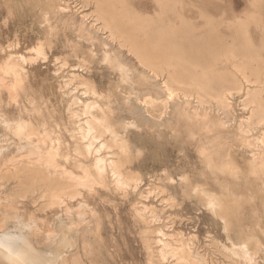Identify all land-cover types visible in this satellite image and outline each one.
I'll return each instance as SVG.
<instances>
[{
    "label": "rangeland",
    "instance_id": "374dc122",
    "mask_svg": "<svg viewBox=\"0 0 264 264\" xmlns=\"http://www.w3.org/2000/svg\"><path fill=\"white\" fill-rule=\"evenodd\" d=\"M52 1L55 4V9L51 11L41 5L39 0H0V51L2 50V53H0V63L2 67L1 65L0 67L4 71L1 68L0 69L8 75V77H6L7 75L5 76V73L0 71L1 77L5 76L4 79L7 83L15 81L14 75H11V73L8 74L4 69L7 66L6 61H11L10 56L13 57V55H15L14 58H20L21 56L26 57V59L30 58L27 60L29 64L23 62L22 65V61H20L21 65L19 66L22 69L24 68L23 71H26L23 72L22 69H19L20 73L23 72L22 75L25 78V83L27 81L26 84L24 83V86L26 87L27 85V88H24L29 97L28 95L26 96V93H21L19 99L22 98L20 100L18 99L16 103L12 98L10 99L12 96L10 93L8 94L7 90L3 89L0 93L1 102L3 101L0 109V119L2 118L3 120H0V149L6 150L4 153L7 154V156H12L16 154L17 151L18 153H26V151H19V149H17L19 146H17V144L20 143V141H18L19 139L17 140V136H15L13 132L11 133V131L6 130L7 128L3 124L4 119L5 121L8 120L11 122L22 120L33 123L36 121L33 123L36 124L40 121L39 119L42 121L46 118L45 120L53 126L52 128L54 130L57 129V133L59 131L61 132L58 134L59 137H61L62 145H65L64 147L66 148L68 147L67 149L70 147V153L68 152L69 150L63 148V153L68 154L69 157V160L63 158L65 161H62L63 167L70 170L73 169L75 174L79 175L81 172L79 173V170L74 169L73 164H70L71 167L68 165L70 162L73 163L76 160V156L74 155V152H72V149L74 148H72V146L74 145L75 140L70 133L74 128L73 121L75 118L71 112L79 111L77 106L71 108V100L73 99L72 97H75L73 95H76V97L80 99H84L85 97L83 96H86L83 94L85 93V87L80 85L78 77L84 76V78L93 79L96 85H98L100 92L106 93L111 89V83H116L119 80V76L113 75L111 76L112 79L110 78L111 73L108 69L109 64L104 60V54L107 48L103 47V42L108 40L107 42L112 47V40L108 38V35L104 31L98 30V25H96L93 16L94 9L92 5L85 7L82 0ZM154 1L155 0H123V5L125 3L124 7L129 11L133 10L132 12H140L141 16L155 17L157 16L155 14H158L160 8L157 6L158 2ZM180 2H183V4ZM179 3L181 4L182 9L179 6L180 4L177 5L176 15L178 19L177 17L175 18L176 15L174 16L175 13L173 14L172 11L168 12L166 18L168 17L173 21L180 23L182 16L186 23L194 26L197 25L196 27L199 29H204V26L210 21L208 25L210 29H208L209 27L207 26L205 28L207 30L205 31H210L215 28V25H217V28L213 29L214 31L211 30L208 32L211 33V35L208 36V39L205 38L208 43L210 42V47L208 48L209 45L207 46L208 51H217L221 55V58H223L225 57L224 55H226L224 47L228 46L227 48L229 50H235V48H238L236 49L238 51V54L236 51V55H240L241 57L244 55L242 53L244 47L250 41L251 44L253 43L252 45H254V47H259L257 50L261 49L262 45L260 44L263 43L264 36L261 30L254 26L256 22H253L250 16H259L260 18H257V23L260 21L264 22V4L262 6L260 4L258 7V4L254 3V0H180ZM262 3H264V0ZM250 18L252 22H250ZM239 21H241V24ZM246 23L247 25L250 23L251 25H249L251 27H247ZM236 24L243 25L246 28L243 27L244 30H238L235 28L237 29L235 31L233 30V25ZM231 26L233 29H231ZM247 28L249 29L247 30ZM217 29L219 30V33L216 31ZM240 31L242 32L243 37L241 36ZM244 31H246L245 35L248 32L246 35L247 38H245ZM235 32L237 34H234ZM213 34L216 39L213 38ZM261 34L263 36L262 40ZM232 35H235L237 40ZM238 36H240L239 39ZM248 36L251 38L250 41ZM217 37L221 39H217ZM229 38L234 42L228 40ZM241 38L242 40H244L243 38H245V40L248 39V41L244 40L246 43L245 45L243 42H240ZM212 39H214V41ZM224 39H226V42ZM214 42L216 43V46L212 49V45L215 44ZM218 42L220 44H218ZM238 42L240 46L238 45L236 47ZM221 43L224 45L222 44V46H220ZM229 45L232 46V48ZM115 46L118 49L117 43L113 44V47ZM187 47H190L189 51ZM192 47H197V45L189 46L187 43L183 46L185 51L190 52L187 53L189 54V57L192 53L191 50L199 49L198 47L194 49ZM218 48L219 50L221 48V51L224 54L219 51ZM38 49L40 51H38ZM76 52L78 57L75 55ZM205 52L206 51H204V53ZM204 53H192V56L194 54L193 57L195 58H192V56L189 58L188 55L186 58L188 57L190 60H205L206 62H210L209 60L214 61L218 56V58H220L218 53L210 54L212 58L210 55ZM214 54L218 55L216 56ZM261 55L264 56V52H262ZM124 56L127 60L132 59L130 54ZM200 56H202V58H200ZM8 57L10 61L6 60ZM205 61L202 62L206 63ZM254 63L255 66H259V63ZM4 64L6 65L5 67L3 66ZM261 65H263V63H261ZM90 69L92 70L91 72ZM248 72L249 71L246 72V76L248 78L249 75L248 80H250L251 83L249 84L246 79H242L243 76H240L239 74L238 78L240 77L239 81L241 82V87L239 89L242 90L232 89L225 93L227 103L225 108L221 106L215 98H206L205 100L203 98L202 100L201 95L197 92V94H195V92L184 93L179 89L178 91L175 89V92L169 91V93L168 89L163 85V79H157V86L152 89L151 87L144 86L143 88V86L137 85L139 89L142 87L140 89L142 93L139 89H135L137 92L136 94L135 90L133 91L127 87L125 97L129 98V100L132 101L131 104L137 107V109H139L138 111L148 120L147 123L141 122L137 115H132L121 110H117L115 113V116L120 117L125 125L123 137H126V140L128 139L127 142L129 141L128 143L131 150L130 154L128 153L131 158L129 159L130 161L129 165L127 164V167L132 170L133 175H136L135 177H138L137 180L141 179L138 180L139 182L137 181L139 186L136 183H133L131 186L133 188L135 187L134 189L130 186V188L128 187L123 190L119 188L118 190L112 175L108 174L106 175L108 186H100L101 189L99 186V188L94 186L91 189L92 191H88V189L82 190L83 198L80 197L82 199L79 198L78 201H74L71 204V207L73 208L70 213L73 217V223L71 220L72 225L76 222L78 223L75 224L73 228H75L76 231H79V240L77 241V245L73 247L74 249L70 247L72 250H69L70 248H68L61 250V252H63V254L65 253L67 256L78 255L84 264L85 262L86 264H89V262H91L90 264H160V262L161 264H185L180 261L177 262V260L172 259V257H169L164 261L159 260L156 253L160 250L162 243L164 242L178 246L180 245L178 241L185 240L190 241L187 242L189 243V247L191 246L193 249L196 248V252H198V254L200 253V255L202 254L201 257L205 259L206 263L222 264L223 262H226V259L224 260V256L221 254L219 248L222 245L231 247L229 236L234 242L237 241L236 236L234 232L228 235L224 231L223 223L219 218L213 216L212 212L207 210V208L200 201L198 202L196 198L192 200V195L195 197V194H193L194 188L198 190H208L213 198L224 197L229 201L242 203V207L238 214V222L240 225L244 224L246 228L249 227V230L256 223L260 224L258 229L260 234H258V238L261 242L262 250L259 254L260 259L257 260V264H264V235L262 234L264 233V165H262L264 164V143L262 142L264 121H261L259 124L258 121L256 122L255 120L256 117L251 113L253 112L252 110H254V106L249 103L247 94L250 90L259 89V86L255 84L256 80L254 79L256 78L251 75V72ZM73 73L74 75H72ZM26 76H28V79ZM31 78L33 80H31ZM137 80L138 77H136V80L134 79L135 82ZM62 85H64V87ZM74 85L75 89H78L75 93H73L75 90ZM162 91L164 93H162ZM179 91L181 92L180 94ZM160 92L161 94H159ZM138 93L140 94L138 95ZM31 98L35 100H32ZM43 99L46 101H43ZM158 100L160 101L158 102ZM151 102H154L155 104ZM33 103L36 106L38 105L37 107L39 110L42 108L41 111L44 113H38L34 109ZM43 103L47 105L44 106ZM4 104L6 108L4 107ZM8 104L10 107H8ZM151 107H162L164 109L161 118L156 121L153 120L149 113H147V109H151ZM69 108L71 109L67 111ZM77 108L78 110H76ZM32 110H34V112ZM49 113H51L50 116ZM204 113H206L207 116ZM38 115L42 117L39 118ZM67 117H73L74 119L72 118V122L70 123V119L68 118L67 120ZM47 118H50L52 121ZM56 119H59L60 122ZM128 123H135L136 127H127L126 125ZM56 124L60 125V127L58 125V127H56ZM63 127L65 130L67 129V132H65ZM4 131H6V133ZM58 134L55 136H58ZM62 137L64 139H62ZM68 139L73 144L70 143ZM67 144L69 146H67ZM15 147L17 148L15 149ZM260 155L262 159L260 158L257 160L258 164L253 165L256 163L255 158ZM252 156L254 160L252 159ZM111 183L114 184L111 185ZM12 186L13 185H8L7 187H4L2 192L8 191ZM112 187L113 189H111ZM182 189L184 190L183 193ZM94 190L98 193L96 191L94 192ZM124 190L125 192L123 194ZM89 193L93 196L89 197ZM186 194L189 195L188 197L190 198H188ZM92 197L95 198L93 199ZM84 199L86 202L83 201ZM188 199L190 201H188ZM25 201L18 205L20 211L25 215H27L29 211H35L37 217L43 218V220L48 219V222L45 221L44 225L47 227L43 226L44 229H50L51 227L52 231L55 233L56 230L59 229L60 220L55 219V212H58V215L61 216L60 218L66 223L71 219L70 215V219H67L68 217L63 210H60V212L58 211L59 209L51 211L50 209H47L48 211H41L40 209L44 204L45 199L35 197L34 200ZM203 206L204 208H202ZM78 207H80V210H78ZM72 210L75 211L73 212ZM135 210L137 211L135 212ZM79 213L81 216L83 215L81 221H78ZM139 213H141L142 216L139 215ZM75 216H78V219H75ZM68 222L71 224L70 221ZM7 223L4 227L0 228V231H5L9 226L8 229L12 231L13 234H19L18 232L13 231L14 229L12 228L11 221H8ZM80 225L82 226L80 227ZM82 229L85 230L82 231ZM93 231L95 232L93 233ZM153 234H155V236ZM90 236H92V238ZM55 237V245L58 247L60 246L59 244L61 241L59 234L58 237ZM163 238L165 239L163 240ZM194 238L197 242H195L196 240ZM161 239L162 241H159ZM84 241L85 243L90 244L88 245L89 249L84 247ZM93 242L96 245H94ZM213 242L215 245H213ZM82 252H84V255L86 253V257ZM205 255H207V257H205ZM226 264L229 263L226 262Z\"/></svg>",
    "mask_w": 264,
    "mask_h": 264
},
{
    "label": "bare ground",
    "instance_id": "6f19581e",
    "mask_svg": "<svg viewBox=\"0 0 264 264\" xmlns=\"http://www.w3.org/2000/svg\"><path fill=\"white\" fill-rule=\"evenodd\" d=\"M179 1L180 0H155L154 2H158L157 6L160 8L159 9L160 11L158 12V14H155L157 16L150 17V16H145V15L141 16L140 12H139L140 13L139 14L137 12H132L133 10L129 11L126 7H124L125 3L123 5V0H82V3L85 5V7L92 5V7L94 9V15L93 16L95 18L94 20H95L96 25H98V30L104 31L108 35V38L112 40V47L107 42L108 40L103 42V47L107 48V49L105 48L106 51L104 54L105 55L104 60H105V62H107V64H109L108 69L111 73L110 78L113 75H117V76H119V80L116 83H111V85H112L111 89L108 92L103 93V92H100V90L98 89V85H96V83L93 81V79L84 78V76L78 77L80 85L82 87H85V93H83L84 91L82 93L85 94L86 96H83V97H85L84 99H80V98H77L76 95H73L75 97H72L73 99L71 100V102H72L71 108L73 106H77L79 108V111L74 110L75 112H73V111L71 112V114L73 113V117L76 119L75 120L72 117L74 119V121H73L74 128L70 132L72 137L75 140L74 145L73 146L71 145V146H72V148L74 147L72 149V152H74V155L76 156V160H75V162L72 161L73 163L70 162L68 165L70 166V164H73L74 169L79 170V173L81 172V174H79V175L75 174V171L73 169L70 170L68 168L63 167L62 161L65 162L63 160V158H67L69 160L68 154L63 153L64 152L63 148H66V147H64L65 145H62L61 137H59V134H58L60 132L59 129H58L59 132L57 133V129L54 130L52 128L53 126H51V124L45 120L46 118L45 119L43 118L44 120H42V121H41V119H39L40 121L36 124H33L36 121L33 123L22 121V120L11 122L8 120L5 121V119H4L3 124L7 128L6 130L11 131V133L13 132L14 135L17 136V140L19 139L18 141H20V143L17 144V146L19 145L18 148L15 147V149L17 148V149H19V151H26V153H18V151H17V153L15 152L16 154H14L12 156H9V155L7 156V154L4 153L6 150L0 149V228L4 227L8 221H11L12 228L14 229L13 231H16L19 233V234H13L12 231H10L8 229L9 226L7 227V229L5 231H0V264H84L82 262V259L78 255L67 256L65 253L63 254V252H61V250H63V249L65 250V249H68L70 247H72V248L75 247L77 245V241L79 240L78 235H80V233H79V231H76L75 228H73L75 226V224H78V223L74 222L75 224L72 225L73 217L70 215V213H71V209L73 207H71L72 206L71 204L74 201H78V199L80 197H82V193H83L82 190L88 189V191H89L94 186H97V187L98 186L99 187L104 186L105 187V185H107L106 175H108V174L112 175L114 183L117 186L118 190H119V188H121L122 190L126 189L128 187L130 188V186L133 183L137 184V181L141 180V179L137 180L138 177H135L136 175H133L132 170L127 167V164L129 165V161H130L129 159L131 158L129 156L130 151H131L129 143H128L129 141L127 142L128 139L126 140L125 139L126 137L125 138L123 137V131L125 132L124 122L121 121L120 117L115 116L116 111L121 110V111H124V112L132 114V115H134V114L137 115V117L141 120V122L147 123V121H148L143 116V114L138 111L139 109H137V107H135L133 104H131L132 101H130L129 98L125 97L126 96L125 93H127L126 92L127 87H129L133 91L135 89L136 90L139 89V87H137V85L143 86V88H144V86L151 87V89H152V88H156L157 79H163L162 80L164 82L163 85L165 86V88L168 89V92L169 91L175 92V89L177 91L179 89L184 93L195 92V94L198 93L199 95H201L202 100H203V98H204V100L206 98L217 99L219 104L225 108L227 106L226 99H225V96H226L225 93H227L228 90H232V89L236 90V89H239L241 87V82L239 81L240 77L238 78L239 74H240V76L241 75L243 76L242 79L244 78V79H246V81L249 84L251 83L250 80H248L249 75H248V78L246 76L247 75L246 72L249 71L248 73L251 72V75H253L256 78V79H254V80H256L255 84H257V86H259V89L256 87L257 90H250V91H248V94H247V98H248L249 103L254 106V108H253L254 110H252L253 112H251V113H252V115H254L256 117L255 120H256V122L258 121L259 124L261 123V121H264V96H263L264 95L263 94L264 93V56L261 55V53L264 52V41L261 44L259 42V44L262 45V47L260 46L261 49L257 50L259 47L256 48V47H254V45H252L253 43L251 44V41H250L251 38H249L250 34L248 36V39L250 42H248L247 44L244 42L245 38H247L246 35L248 33L247 32L245 35L246 31H244V35L246 37L243 38L244 40H242V38H241V41H240L241 43L243 42L244 45L246 44V46L244 47V51L242 48V51H243L242 53L244 55H242L241 57H240V55L237 56L236 55V51H237L236 49H238V48H235V50L234 49L232 50L231 49L232 46L229 45L231 47L230 48L231 50H229L227 48L228 46L224 47L226 55H224L225 57L221 58V55L217 51L213 50L214 52H212V51L207 50V46L209 45L210 42L208 43L206 39H208V36L211 35V33H208V32L217 28L216 27L217 25H215V28L211 29L210 31H205V30H207L205 28L209 25V22H210L209 19H208L209 22L206 21L208 24H206V26H204V29L203 28L199 29L198 27H196L197 25L194 26L192 24L190 25V24L186 23L183 20L182 16L180 19V21H181L180 23H177L168 17L166 18L169 11H172L173 14L175 13L174 16L177 14L176 7H177V5H179L181 3V2L179 3ZM262 1L263 0H254V3L258 4V7H259L260 4H261V6L264 4V3H262ZM39 3L43 6H45V8L47 10L52 11L55 9V4L53 3L52 0H39ZM181 4H183V2ZM181 4L179 6L182 9ZM170 15H171V13H170ZM252 16H250V17L252 18L253 22H256V24H257V26H256V24L254 26L258 27L264 36V22L260 21L259 23H257V18L259 16L258 17L253 16L256 21L253 19ZM172 17H173V15H172ZM176 17H177V15L175 16V18ZM251 18H250V22H252ZM177 19H178V17H177ZM262 20H263V18H262ZM239 22L241 24V21H239ZM237 24L233 25L234 29L231 26L232 27L231 29L236 31L237 29L238 30H244V28H246L243 25H240V24L237 25ZM249 24L247 25V23H246L247 27H249L251 25V24L250 25ZM211 27H212V25H211ZM235 28H237V29H235ZM208 29H210V27ZM248 29L249 28H247V30ZM216 31H218V33H219L218 29ZM216 33H214V34H216ZM214 34L212 36L214 39H216L214 37ZM234 34H237V33L235 32ZM240 34L242 36V32ZM217 35H219V34H217ZM238 35H239V33H238ZM232 36L234 38H236L235 35H232ZM261 36H262V34H261ZM263 36L261 37V40L263 39ZM223 37L226 38L225 36H223ZM239 37L240 36H238V39H239ZM89 38H91V37H89ZM230 38L228 40H230L232 42L233 40ZM214 39H212V40L214 41ZM217 39H221V38L217 37ZM248 39H246V40L248 41ZM236 40H237V38H236ZM216 41H218V40H216ZM224 41L226 42V39H224ZM114 43L118 44V49L116 46H115L116 48L113 47ZM185 43L186 44L188 43L189 46L190 45H192V46L197 45V47L199 49L198 50H191L192 53H195V54L199 53L200 54L202 52L204 53V51H206L204 54H208V55H210V54L212 55L213 53H218L220 55V58H218L219 57L218 56L214 61H211L208 59L209 58V56H208V58H206V59H208L210 62H206L205 60H202V61H205L206 63H204L198 59L197 60L196 59L190 60V59H188L189 54H187V53H190V52H188L190 47H187L188 51H185L183 49V46L186 45ZM216 43L214 45H212L213 46L212 49H214V46H216ZM235 43H236V41H235ZM218 44H220V43L218 42ZM222 44L223 43H221L220 46H222ZM225 44H227V43H225ZM238 45H239V42L236 45V47ZM16 47H17V44H16ZM197 47H192V48L194 49ZM209 47H210V45L208 46V48ZM221 48H220V50L218 48V50L221 51L222 50ZM212 49H210V50H212ZM240 50H241V48H240ZM1 51H0V53H2ZM38 51H40V50L38 49ZM102 52H103V50H102ZM192 53H191V56H192ZM11 54H13V53H11ZM129 54H130V56H132V59H130V60L125 59L124 55H129ZM237 54H238V51H237ZM75 55H77V52L75 53ZM187 55H188V57L186 58ZM214 55H216V54H214ZM14 56L15 55H13V57L10 56L11 61L9 60V57H8V59H6V60H9L10 62L6 61L7 66L5 64L3 66L4 67L6 66L4 69L8 74L11 73V75H14L15 81H13L11 83L6 82L4 77L7 74L5 72H3L4 70L1 68L2 65L0 63V65H1L0 68L3 70L2 71L0 69V71L5 73L4 77L3 76L1 77V75H0V93L3 89L7 90L8 94L10 93V95L12 96V97H10V99L12 98V100L17 103V101L20 97V94L26 93L25 88H27V85H26V87L24 86L25 78L22 75V73L25 70L23 71L24 68L22 69L21 67H19L21 65L20 61H22V65H23V62H27V60H29L30 58L26 59V57H24V56H21L20 58H14ZM191 56L189 58H191ZM193 56H194V54H193ZM193 56H192V58H195ZM216 56H214V57H216ZM77 57H78V55H77ZM200 58H202V56H200ZM211 58H212V56H211ZM254 62L259 63L258 64L259 66L258 67H257V65L255 66ZM260 62L263 63V65H261ZM3 63H4V61H3ZM41 63H43V62H41ZM19 69L20 70L22 69L23 72L20 73ZM87 71H88V69H87ZM91 71L92 70L90 69V72ZM99 71H101V70H99ZM32 75H33V73H32ZM72 75H74V73ZM6 77H8V75ZM11 77L14 78L13 76H11ZM26 77L28 79V76H26ZM136 77H138V80L135 82L134 79L136 80ZM31 80H33V79L31 78ZM72 81H73V79H72ZM26 83H27V81H26ZM67 84H68V82H67ZM80 85H79V87H80ZM62 86L64 87V85H62ZM29 87L31 88L30 85H29ZM77 87H78V85H77ZM31 89H28V90H31ZM74 89H75V85H74ZM140 89H139V91H140ZM77 90L78 89H75L73 91V93H75V91L77 92ZM136 90H135V92H136ZM239 90H242V89H239ZM59 91H61V90H59ZM144 91H146V90H144ZM162 93H164V92L162 91ZM180 93L181 92L179 91V94ZM136 94H137V92H136ZM139 94L140 93H138V95ZM159 94H161V92ZM27 95L28 94L26 93V96ZM65 95H67V94H65ZM189 95H191V94H189ZM159 96H161V95H159ZM171 96H172V94H171ZM28 97H29V95H28ZM193 97H195V96H193ZM201 97H199V98H201ZM33 98H34V96H33ZM63 98H66V97H63ZM32 100H35V99H32ZM44 100L45 99H43V101ZM159 101L160 100H158V102ZM2 102H1V96H0V109H1V103ZM149 102H150V100H149ZM158 102H156V103H158ZM151 103H154V102H151ZM205 103H206V101H205ZM38 104L41 105L40 103H38ZM33 105H34V109L38 113H40V112L42 113V111H41L42 108L39 110L37 107L38 105L36 106L34 103H33ZM45 105H47V104H44V106ZM44 106H42V107H44ZM4 107H5V104H4ZM8 107H10L9 104H8ZM67 107H69V106H67ZM185 107H187V106H185ZM188 107H190V106H188ZM31 108H32V106H31ZM71 108L67 109V111L70 110ZM78 108L76 110H78ZM45 110H47V109H45ZM32 111L34 112V110H32ZM26 112H27V110H26ZM65 113H66V111H65ZM147 113H149V115L153 118V120L156 121L159 118H161V115L164 113V109L162 107H151V109H147ZM50 114L51 113H49V116H50ZM204 114H206V113H204ZM8 115H10V114H8ZM38 116H39V118L42 117L40 115H38ZM46 116H47V114H46ZM181 116H183V115H181ZM206 116H207V114H206ZM10 117H12V116H10ZM16 118H17V116H16ZM68 118L69 117H67V120H68ZM72 118L71 117L69 118L70 123L72 122L71 121ZM35 119H36V117H35ZM0 120H2V118ZM56 120H54V121H56ZM59 122H60V120H59ZM128 124L126 125L127 127H128ZM57 125L58 124H56L55 126L60 127V125H58V126ZM55 126H54V128H55ZM3 130H5V129H3ZM64 130H65V128H64ZM66 130H65V132H67ZM4 132L6 133V131H4ZM56 134H58V136H55ZM62 139H64V138L62 137ZM3 140H4V138H3ZM69 142H70V140H69ZM262 142L264 143V133L262 134ZM70 143H72V142H70ZM67 146H69V145L67 144ZM66 149H65V151H66ZM69 149H70V147H69ZM69 149H67V150H69ZM7 151H8V149H7ZM68 152L70 153V150ZM260 158H261V155L256 157L255 158L256 163L253 165L258 164L257 160H259ZM252 159L254 160L253 156H252ZM68 160H67V162H68ZM130 164H131V162H130ZM262 165H264V164H262ZM130 166H132V165H130ZM223 169H224V167H223ZM185 181H187V180H185ZM108 182H110V181H108ZM113 184L111 183V185H113ZM8 185H13V186L8 191L2 192L3 188L7 187ZM115 185H114V187H115ZM101 187H100V189H101ZM109 189H107V190H109ZM111 189H113V187ZM122 190H120V191H122ZM193 190H194L193 194H195V197H193V195H192V198H193L192 200H194V198H196V200L198 202L200 201L207 208V210L212 212L213 216L219 218L222 221L224 231L228 235H230L232 232H234V234L236 236L237 241H235V242L229 236V241H231V247H227L225 245H222V246L219 245V246H221L219 249L221 251V254L224 256V260L226 259V262H228L229 264H257V260L260 259L259 254L261 253V250H262L261 242L259 241V238H258L259 237L258 234H260L258 231L260 224L256 223L254 226H252L250 228V230L248 229L249 227L246 228L244 226V224H242V225L239 224L238 214H239L240 209L242 207V203L241 202H235V201H229L224 197L213 198L211 196V194L208 192V190H206V189H201V190L199 189L198 190V189L193 188ZM95 191L96 190H94V192ZM189 191H190V189H189ZM99 192H101V191H99ZM124 192H125V190L123 191V194H124ZM183 192H184V190L182 191V193ZM90 193L88 194L89 197L93 196V195H90ZM99 195H100V193H99ZM125 195H126V193H125ZM188 196L189 195H187V197ZM35 197H38L40 199L41 198L45 199V202L40 209L41 211H45L47 209H50V211L59 209L58 211L60 212V210H63V211H65L64 213L68 217V218L66 217L67 219H70L69 217L71 216V219L68 221H70V223H71V220H72V223L69 224L68 221H67V223L64 222L63 219L60 218L61 216L58 215V212L57 213L55 212L54 213L55 219L60 220V222L58 221L60 224L59 229L56 230V233L54 231H52L51 227H50V229H48V228L44 229L43 226H46L44 224H45V221H47L48 219L43 220V218L37 217L34 210H33L34 212L29 211V213L27 215H25L22 213V211H20V208L18 206L20 203H23V201H25V200H34ZM82 198H80V199H82ZM188 198H190V197H188ZM38 201H39V199H38ZM83 201H85V199ZM188 201H190V200L188 199ZM197 201H196V203H197ZM81 203H82V201H81ZM137 203H136V205H137ZM138 206H139V204H138ZM204 206L202 208H204ZM82 209H81V212H82ZM142 209H144V208H142ZM78 210H80V207H78ZM136 211L137 210H135V212ZM76 213H77V211H76ZM80 213L78 214L79 215L78 221H81L82 220L81 218H83V215L81 216ZM93 214H95V213H93ZM139 215L142 216L141 213H139ZM256 215H257V213H256ZM76 218L78 219V216H75V219ZM94 219H96V218H94ZM97 220H99V219H97ZM99 221H101V220H99ZM144 222H146V221H144ZM49 225H51V224H49ZM49 225H48V227H49ZM71 225H72V227H71ZM81 226L82 225H80V227ZM89 226H90V222H89ZM84 230L82 229V231H84ZM92 230H93V228H92ZM86 231H87V229H86ZM94 232L95 231H93V233ZM57 233L59 234V237L61 240L60 244H59L60 246H58V247L55 245V242H56L55 236L58 237ZM95 234H97V233H95ZM262 234L264 235V233H262ZM88 235H89V233H88ZM153 235L155 236V234H153ZM90 237L92 238V236H90ZM98 237H100V236H98ZM164 239L165 238H163V240ZM85 241H84V243H85ZM159 241H162V239ZM58 242H59V240H58ZM98 242H99V240H98ZM98 242H97V244H98ZM178 242L180 244L178 246H174V244L172 245L168 242L162 243L160 250L158 252H156L157 258L159 260L164 261L167 258L172 257V259H176L177 262L180 261V262H183L185 264H193V263L213 264L210 262L206 263L205 259H203L201 257L202 254L200 255V253L198 254V252H196V250H195L196 248L193 249V248H191V246L189 247V243H187V242H190V241L181 240ZM195 242H197V240ZM214 242H213V245H215ZM191 243H192V241H191ZM88 245H90V244L85 243L84 247L87 249ZM94 245H96V244L94 243ZM81 246H83V245H81ZM92 248H93V246H92ZM81 249H82V247H81ZM69 250H72V249L70 248ZM83 250L85 251L84 248H83ZM96 250H97V248H96ZM202 250H203V248H202ZM152 252H154V251H152ZM83 253L84 252H82V254ZM206 254H207V252H206ZM85 255H86V253H85ZM89 255H90V253H89ZM100 256H102V255H100ZM205 257H207V255H205ZM226 262H223L222 264H226ZM90 263L91 262H89V264ZM85 264H86V262H85ZM160 264H161V262H160Z\"/></svg>",
    "mask_w": 264,
    "mask_h": 264
},
{
    "label": "snow or ice",
    "instance_id": "6c2138e0",
    "mask_svg": "<svg viewBox=\"0 0 264 264\" xmlns=\"http://www.w3.org/2000/svg\"><path fill=\"white\" fill-rule=\"evenodd\" d=\"M128 127H130V128H135V127H136V124H135V123H129V124H128Z\"/></svg>",
    "mask_w": 264,
    "mask_h": 264
}]
</instances>
